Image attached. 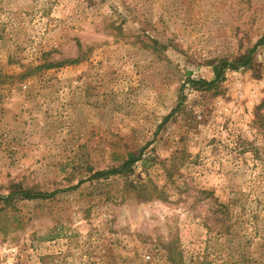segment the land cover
<instances>
[{
    "label": "rangeland",
    "instance_id": "rangeland-1",
    "mask_svg": "<svg viewBox=\"0 0 264 264\" xmlns=\"http://www.w3.org/2000/svg\"><path fill=\"white\" fill-rule=\"evenodd\" d=\"M0 264H264V0H0Z\"/></svg>",
    "mask_w": 264,
    "mask_h": 264
},
{
    "label": "trees",
    "instance_id": "trees-1",
    "mask_svg": "<svg viewBox=\"0 0 264 264\" xmlns=\"http://www.w3.org/2000/svg\"><path fill=\"white\" fill-rule=\"evenodd\" d=\"M250 53L248 54V56L242 60V63L245 64V65H248L249 64V60H250ZM78 60H71V61H65V62H58V63H52V62H43V63H40L39 65L35 66L33 68V70H39V69H51V68H55V67H60L62 66L63 64L65 65H69V64H74L76 63ZM226 66H228L226 64ZM224 64L221 65L218 70L215 69V73H216V79L215 81H217L219 78H220V75L222 74V71L224 69ZM192 84L194 85H197L198 82H192ZM140 160V156H135L134 154H128L127 155V159L122 163L121 166H119V168L117 169H112L108 172H98L96 174H94V178H97V177H106V176H110V175H115V174H119V173H125L127 171H129L130 167L135 164L136 162H138ZM20 195H21V198L23 200H31V199H45V198H49L50 196H52L54 193H51V194H48V195H44V194H41V193H35V194H31L30 192H26V191H20L19 192Z\"/></svg>",
    "mask_w": 264,
    "mask_h": 264
}]
</instances>
